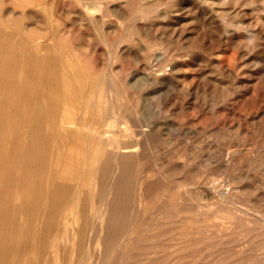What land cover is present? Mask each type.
Returning a JSON list of instances; mask_svg holds the SVG:
<instances>
[{
  "label": "rangeland",
  "instance_id": "obj_1",
  "mask_svg": "<svg viewBox=\"0 0 264 264\" xmlns=\"http://www.w3.org/2000/svg\"><path fill=\"white\" fill-rule=\"evenodd\" d=\"M89 8L0 0V240L18 249L7 245L5 257L0 248V264H264V0H97ZM98 119L112 145L89 133ZM121 137L136 150L116 147L126 145ZM53 189L62 219L46 204Z\"/></svg>",
  "mask_w": 264,
  "mask_h": 264
},
{
  "label": "bare ground",
  "instance_id": "obj_2",
  "mask_svg": "<svg viewBox=\"0 0 264 264\" xmlns=\"http://www.w3.org/2000/svg\"><path fill=\"white\" fill-rule=\"evenodd\" d=\"M77 2H78V4H79L80 6H82V7H83V6H86V5L88 4V7H90V8L88 9V11H89L91 8L97 6V0H89L88 3H86V2L83 1V0H77ZM80 9H81V8H80ZM94 10H95V9H94ZM94 10H93V11H94ZM98 10L100 11V8H99ZM84 11H85V10H84ZM125 11H126V10H125ZM95 14H96V13H95ZM95 14H94V15H95ZM97 14H98V13H97ZM94 15H92V16H94ZM82 16H83V14H82ZM88 16H89V15H88ZM90 17H91V16H90ZM83 18H84V17H83ZM83 18H82V20H84ZM92 18H93V17H92ZM60 19H61V18H60ZM98 19L100 20V18H98ZM78 20H79V19H78ZM85 21H86V20H85ZM126 21H127V20H126ZM82 22H83V24H84V21H82ZM91 22H93V21L91 20ZM132 30H133V29H132ZM2 32H3V31H2ZM32 39H33V38H32ZM29 40H30V39H29ZM35 40H36V39H35ZM145 44L147 45V43H145ZM150 44H151V43H150ZM150 44H149V46H151ZM152 44H153V43H152ZM157 44H158V43H157ZM34 45H35V47L38 46V44L36 45V43H35ZM67 46H68V45H67ZM25 47H26V46H25ZM151 47H152V46H151ZM33 48H34V47H33ZM156 48H157V47H156ZM156 48H154V49H156ZM19 49H20V48H19ZM35 49H36V48H35ZM65 49H66V48H65ZM69 49H70V47H69ZM149 49H150V48H149ZM150 50H151V49H150ZM65 51H66V50H65ZM65 53H66V52H65ZM147 54H148V53H147ZM69 55L71 56L70 53H69ZM67 56H68V55H65V57H67ZM70 56H69V57H70ZM146 56H147V55H146ZM146 56H145V57H146ZM62 57H63V55H62ZM24 58H25V57H24ZM70 58H71V57H70ZM153 58H154V57H153ZM66 59H69V58H66ZM72 59H73V58H72ZM151 59H152V57H151ZM162 59H163V58H162ZM62 60H63V59H62ZM69 60H70V59H69ZM69 60H66V61L68 62ZM146 60H148V59H146ZM40 61H41V60H40ZM70 61H72V60H70ZM73 61H74V59H73ZM67 62H65V63H67ZM147 62L150 63V60H148ZM163 62H164V61H163ZM62 63H63V62H62ZM65 63L62 65V67H63L62 70H64V68H67V67H68L67 65H69V64H68L69 62H68L67 64H65ZM73 63H75V61H74ZM79 63H80V62H79ZM65 65H66V66H65ZM70 65H71V64H70ZM72 65H73V67H74L75 65H77V63H76V64H72ZM77 66H78V65H77ZM79 66H81V65L79 64ZM70 67H72V66H70ZM73 67H72V69H73ZM81 67H82V66H81ZM81 67H80V70H81ZM94 67H95V66H94ZM174 67H175V66H174ZM77 68H78V67H77ZM86 68H87V67H86ZM92 68H93V67H92ZM56 69H57V68H56ZM72 69H71V70H72ZM75 69H76V67H75ZM75 69H74V70H75ZM88 69H89V68H88ZM88 69H87V70H88ZM93 69H95V68H93ZM65 70H66V69H65ZM65 70H64V71H65ZM69 70H70V69H69ZM76 70L78 71V69H76ZM76 70H75V71H76ZM60 71H61V70H59V73H60ZM64 71H62L63 74H64ZM67 71H68V70H67ZM67 71H66V72H67ZM75 71H73V73H75ZM112 71H113V70H111V72H112ZM57 72H58V70H57ZM69 72H70V71H69ZM79 72H80V71H79ZM86 72H87V71H86ZM97 72H98V71H97ZM29 73H30V72H29ZM80 73H81V72H80ZM80 73H77V74H80ZM83 73H84V72H83ZM61 74H62V73H61ZM63 74H62V75H63ZM81 74H82V73H81ZM81 74H80V75H81ZM94 74H95V73H94ZM98 74H99V72H98ZM46 75H47V74H46ZM66 75H67V74H66ZM84 75H86V74H84ZM99 75H101V74H99ZM105 75H106V73H105ZM107 75H108V73H107ZM112 75H113V74H112ZM151 75L153 76V74H151ZM82 76H83V75H82ZM87 76H89V73H88ZM19 77H20V76H19ZM64 77H65V76H64ZM66 77H67V76H66ZM72 77L74 78V74L72 75ZM85 77H86V76H85ZM113 77H114V76H113ZM67 78H68V77H67ZM67 78H65L64 80H66ZM82 78H84V77H82ZM105 78H106V76H105ZM108 78H109V77H108ZM79 79H81V77H80ZM88 79H89V77H87V80H88ZM91 79H92V77H91ZM101 79H102V81H103V78H101ZM113 79H114V78H113ZM158 79H159V77H158ZM82 80H83V79H82ZM82 80H81V82H79V83L82 84L83 81H85V78H84L83 81H82ZM109 80H110V79H109ZM164 80H165V79H164ZM67 81L69 82L68 79L66 80V82H67ZM71 81H72V80H71ZM73 81H74V80H73ZM75 81H76V80H75ZM78 81H79V80H78ZM90 81H91V80H90ZM100 81H101V80H100ZM106 81H107V80H106ZM106 81H105V82L103 81V82L105 83V87H106V85H107ZM156 81H157V80H156ZM68 82H67V83H68ZM95 82H99V81L96 80ZM151 82H152V81H151ZM67 83H65V84H67ZM77 83H78V82H77ZM77 83H74V84H76V86H77V85H78ZM87 83H88V82H87ZM90 83H91V82H89V84H87V85L90 86ZM92 83H93V79H92ZM92 83H91V84H92ZM104 83H103V84H104ZM69 84H70L69 88L71 87V89H72V90H70V91L73 92V88H72L73 83H72V84L69 83ZM93 84H94V83H93ZM95 84H96V83H95ZM101 84H102V83H101ZM61 85H62V83H61ZM63 85H64V83H63ZM71 85H72V86H71ZM83 85L85 86L86 83L83 84ZM96 85H99V84L97 83ZM96 85H95V86L93 85V86H94V87H93L94 89H95V87H96V88H99V86L97 87ZM109 85H110V84H109ZM56 86H57V85H56ZM74 86H75V85H74ZM76 86H75V87H76ZM81 86H82V85H81ZM89 86H88V87H89ZM91 86H92V85H91ZM29 87H30V86H29ZM79 87H80V86H79ZM103 87H104V86H102V88H103ZM17 88H18V87H17ZM59 88H61V86H59ZM83 88H84V87H83ZM89 88H90V87H89ZM89 88H87V89L85 88V89H84L85 92H86ZM110 88H111V87H110ZM94 89H92V90H94ZM99 89H101V88H99ZM59 90H60V89H59ZM64 90L67 91V89H65V86H64ZM74 90H75V89H74ZM77 90H79V89H78V86H77ZM81 90H82V89H81ZM81 90H79V92H80ZM84 90H83V92H84ZM89 90H90V89H89ZM96 90H98V89H96ZM101 90H102V89H101ZM105 90L108 91V87H106ZM55 91H56V90H55ZM75 91H76V90H75ZM67 92H68V91H67ZM67 92H66V93H67ZM77 92H78V91H77ZM77 92H74V93L76 94ZM85 92H84V93H85ZM88 92H89V91H88ZM104 92H105V91H104ZM116 92H117V91H116ZM36 93H37V92H36ZM66 93L64 92L63 94L66 95ZM84 93L81 92V94H84ZM89 93H90V92H89ZM89 93H88V95H89ZM98 93H99V92H98ZM98 93H97V94H98ZM100 93H101V92H100ZM107 93H109V92H107ZM107 93H106V94H107ZM114 93H115V91H114ZM139 93H140V92H139ZM31 94H32V93H31ZM67 94H70V95H71V93H67ZM75 94H74V96L76 97L77 94H76V95H75ZM79 94H80V93H79ZM79 94H78V95H79ZM81 94H80L79 96H81ZM97 94H96V93H95V95H94V94H91V96H92V95L97 96ZM103 94H104V93H103ZM103 94H102V95H103ZM112 94H113V93H111V95H112ZM70 95L65 96V97L68 98ZM72 95H73V94H72ZM85 95L88 96L86 93H85ZM102 95H101V96H102ZM107 95H108V94H107ZM30 96H31V95H30ZM94 96H93V97H94ZM99 96H100V95H98V97H99ZM104 96H105V95H104ZM71 97H72V96H71ZM71 97H70V99L73 98V97H72V98H71ZM82 97H83V96H81V98H82ZM98 97H97V99H98ZM113 97H114V96H113ZM59 98H60V97H59ZM76 98H77V97H76ZM78 98L80 99V97H78ZM86 98H87V97H85V99H86ZM61 99H62V97H61ZM61 99H60V100H61ZM70 99H69V100H70ZM73 99H74V101H75V98H73ZM81 100H83V99H81ZM87 100H89V98H87L85 101H87ZM66 101L68 102V100H66ZM66 101H64V105L67 104L66 106H68V103L70 104V102L65 103ZM71 101H72V100H71ZM93 101H94V100H93ZM101 101H102V100H101ZM103 101H104V100H103ZM109 101H110V99H109ZM76 102L79 103L78 99H77ZM76 102H75L74 104H76ZM81 102H82V101H80V103H81ZM90 102H91V101H90ZM90 102H86L87 105H85V106H88L89 109H88L87 107H84V110H85V111L90 110V108L93 109L92 107H94V106H92V107L89 106V103H90ZM95 102H96V101H94V102H93L94 104H92V105H95ZM72 103H73V102H71L70 106H73ZM80 103H79V104H80ZM100 103H101V102H100ZM105 103H106V102H105ZM62 104H63V103H62ZM79 104H78V105H79ZM84 104H85V103H84ZM97 104H98V103H97ZM97 104H96V105H97ZM98 105H101V104H98ZM105 105H106V104H105ZM107 105H109V104L107 103ZM63 107H64V106H63ZM73 107H76V109H77V107L79 108L80 105H79V106H73ZM73 107H71V108H69V109H73ZM82 107H83V105H82ZM108 107H109V106H108ZM108 107H107V108H108ZM64 108H65V107H64ZM64 108H63V109H64ZM66 108H67V107H66ZM85 108H87L88 110H86ZM95 108L99 109V107H97V106H96ZM40 109H41V108H40ZM82 109H83V108H82ZM97 109H96V110H97ZM65 110H66V109H65ZM77 110L80 111V109H77ZM93 110H94V109H93ZM100 110H101V109H100ZM109 110H110V109H109ZM15 112H16V111H15ZM69 112H70V111H69ZM88 112H89V111H88ZM118 112H119V111H118ZM62 113H63V111H62ZM73 113H75V112H72V114H73ZM80 113H81V111H80ZM90 113H93V112H89V114H90ZM94 113H95V111H94ZM106 113H108V112H106ZM114 113H115V112H114ZM116 113H117V112H116ZM81 114H82V113H81ZM85 114H86V113H85ZM89 114H87L86 116H88ZM49 115H50V114H49ZM62 115H64V114H61V116H62ZM77 115H79V114H77ZM82 115H84V114H82ZM106 115H107V114H106ZM91 116H92V115H91ZM101 116H102V114H101ZM125 116H126V114H125ZM89 117H90V116H89ZM98 117L100 118V115H98ZM102 117H103V116H102ZM71 118H72V117H71ZM91 118H92V117H91ZM91 118H90V119H91ZM108 118H109V117H108ZM116 118H117V117H116ZM59 119H60V118H59ZM61 119H62V118H61ZM61 119H60V120H61ZM64 119H65V117H64ZM75 119H76V118H75ZM77 119H78V118H77ZM81 119H84V118H81ZM86 119H88V118H86ZM95 119H96V118H95ZM130 119H131V118H130ZM66 120H67V119H66ZM68 120H69V119H68ZM68 120H67V123L65 122V124H69ZM121 120H122V119H121ZM35 121H36V120H34V122H35ZM69 121H70V120H69ZM83 121H84V120H83ZM86 121H87V120H86ZM99 121H100V122H99ZM131 121H133V119H132ZM36 122H37V121H36ZM58 122H59V121H58V119H57V122H56V123L58 124ZM73 122H76V121H73ZM78 122H79V121H78ZM81 122H82V121H81ZM93 122H94V121H93ZM113 122H114V121H113ZM117 122H119V121H116V123H117ZM53 123H55V122H53ZM61 123H62V122H61ZM61 123H60V126H62ZM82 123H84V122H82ZM86 123H87V122H86ZM120 123H121V122H120ZM130 123H131V122H130ZM134 123H135V122H134ZM35 124H36V123H35ZM71 124H73V123H70V125H71ZM74 124H75V123H74ZM77 124L80 125L79 123H77ZM88 124H89V128H90V124L92 125V122H90V123H88ZM110 124H111V121H110ZM123 124H124V123H123ZM55 125H56V124H55ZM55 125L52 126V127H54L53 129H55ZM78 125H77V126H78ZM108 125H109V124H108ZM115 125H116V124L114 123V126H115ZM119 125H121V124H119ZM130 125H131V124H130ZM66 126H67V125H65V129H67ZM77 126H76V127H77ZM114 126H112V127H114ZM50 127H51V125H50ZM63 127H64V126H63ZM63 127H61V129H62ZM67 127H68V126H67ZM69 127H70V126H69ZM69 127H68V128H69ZM78 127H79V126H78ZM81 127H82V126H81ZM81 127H80V128H81ZM83 127H84V126H83ZM116 127H117V126H116ZM136 127H137V125H136ZM91 128H92V129H91V131H89V133L92 134L93 136H95L94 138H99V139H100V138L103 137V133L107 131L108 126H107V124L105 123V121H101V120L98 119L97 122H96V120H95L94 125H92ZM110 128H111V127H110ZM56 129H57L58 132H59V129H60L59 126H58ZM63 129H64V128H63ZM63 129H62V130H63ZM70 129H71V127H70ZM85 129H86V128H85ZM118 129H120V128H118ZM123 129H125V128H123ZM133 129H134V128H133ZM136 129H138V128H136ZM51 130H52V129H51ZM57 130H54V131H55V135H57V133H56ZM75 130H77L78 132H81V131H79V128H76V129H75V127H73V129H71L72 132H76ZM125 130H126V129H125ZM109 131H110V129H109ZM117 131H118V130H117ZM117 131H116V132H117ZM65 132H66V130H65ZM83 132L86 133L87 131H86V132L83 131ZM107 132H108V131H107ZM107 132H106V134H107ZM122 132H123V131H122ZM122 132H121V133H122ZM60 133L63 134L62 132H60ZM60 133H59V135H60ZM66 133H67V132H66ZM66 133H65V134H66ZM68 133H69V130H68ZM68 133H67V134H68ZM70 133H71V132H70ZM70 133H69V134H70ZM84 133H83V135H84ZM110 133H112V132H110ZM114 133H115V132H114ZM121 133H120V134H121ZM131 133H132V132H131ZM138 133H139V132H138ZM67 134H66L64 137H68L69 134H68V135H67ZM71 134H72V133H71ZM74 134H75V133H74ZM77 134H78V133H77ZM115 134L117 135V133H115ZM120 134H119V135H120ZM122 134H123V133H122ZM129 134H130V133H129ZM132 134H133V133H132ZM45 135H46V134H45ZM59 135H58V136H59ZM63 135H64V134H63ZM83 135H82V134H80L79 136H76V135L73 136V135H72V137H70V136H71V135H70L69 137H70L71 139H72L73 137H79V138H81L80 136H83ZM92 135H91V136H92ZM107 135H108V134H107ZM111 135H112V134H111ZM119 135H118V136H119ZM127 135H128V134H127ZM85 136H86V134H85ZM114 136H115V135H114ZM120 136H121V135H120ZM123 136H124V135H123ZM131 136H133V135H131ZM88 137H89V139L87 138V141L90 140V135H88ZM106 137H107V136H106ZM106 137H103L104 142H105V140H106V139H105ZM59 138H62L61 135H60ZM59 138H58V139H59ZM82 138H83V137H82ZM112 138H115V137H112ZM118 138H119V137H118ZM121 138H122V137H121ZM136 138H137V136H136ZM49 139H50V138H49ZM65 139H66V138H65ZM73 139H74V138H73ZM76 139H77V138H76ZM76 139H75V140H76ZM122 139H123V138H122ZM132 139H133V138H132ZM141 139H142V138H141ZM141 139H140V142H141ZM61 140H63V139H61ZM67 140H68V139H67ZM67 140H65V142H64V143H65L64 146H66L67 144H70V143H67ZM78 140H79V139H78ZM95 140H96V139H95ZM95 140H94V141H95ZM108 140H109V139H108ZM112 140H113V139H112ZM112 140L107 141V143L105 142L106 145H107V144H108V145H110V144L112 145V142H111ZM116 140H117V139H116ZM116 140H115V141H116ZM123 140H124L123 143H125V141H127V140H125V139H123ZM54 141H55V140H54ZM57 141H58V140H57ZM57 141H56V142H57ZM63 141H64V140H63ZM69 141H71V140H69ZM72 141H74V140H72ZM87 141H86V143H87ZM99 141H100V140H99ZM101 141H102V140H101ZM118 141H119V139H118ZM58 142H60V141H58ZM61 142H62V141H61ZM61 142H60V144H61ZM74 142H75V141H74ZM78 142H79V141H78ZM88 142H89V141H88ZM138 142H139V140H138ZM66 143H67V144H66ZM79 143H80V142H79ZM135 143H136V142H135ZM141 143H142V142H141ZM72 144H74V143H72ZM72 144H71V145H72ZM84 144H85V143H84ZM87 144H89V143H87ZM115 144H116V147H118V148H129V147H130V148H131V147L133 148V147H134V144L132 145L131 143H129L130 145H128V143H127V144L125 143L126 145H122L120 142H115ZM57 145H58V144H57ZM77 145H78L79 148H80V144L77 143ZM100 145H102L101 142H100ZM103 145H104V144H103ZM136 145H137V144H136ZM136 145H135V147H134L135 150H136V148H137ZM30 146H31V145H30ZM67 146H68V148H70V147H69L70 145H67ZM78 146H77L76 149H79ZM55 147H56V146H55ZM58 147H60V146H58ZM61 147H62V146H61ZM85 147H86V146H85ZM85 147H82V148H85ZM107 147H108V146H107ZM62 148H63V147H62ZM66 148H67V147H66ZM73 148H75V147H73ZM94 148H96V147H94ZM104 148H105V147H104ZM110 148H111V147H110ZM113 148H114V147H113ZM130 148H129V149H130ZM59 149H60V148H58V150H59ZM80 149H81V148H80ZM80 149H79V150H80ZM92 149H93V148H92ZM105 149H106V148H105ZM62 150H63V149H62ZM64 150H66V149H64ZM64 150L62 151L63 154H64V152H65ZM82 150H83V149H82ZM85 150H86V149H85ZM88 150H89V149H88ZM103 150H104V149H103ZM107 150H108V148H107ZM116 150H117V148H116ZM119 150H120V149H119ZM123 150H124V149H123ZM68 151H69V149H68ZM73 151H74V150H73ZM86 151H87V150H86ZM86 151H85V152H86ZM93 151H94V150H93ZM93 151H92V152H93ZM96 151H98V150H96ZM112 151H113V150H112ZM114 151H115V150H114ZM124 151H125V150H124ZM124 151H123V152H124ZM133 151H134V150H133ZM133 151L129 150V152H133ZM139 151H140V150H139ZM143 151H144V150H143ZM57 152H58V151H56V153H57ZM62 152H61V153H62ZM77 152H78V151H77ZM88 152H89V151H88ZM105 152H106V151H105ZM105 152H104V153H105ZM115 152H116V151H115ZM121 152H122V151H121ZM121 152L119 151V153H120L121 155L125 153V152H124V153H123V152L121 153ZM129 152H128V154H129ZM61 153L59 152V155H58V156L62 155ZM83 153H84V152H83ZM113 153H114V152H113ZM113 153H112L111 155H113ZM66 154H67V153H66ZM77 154H78V153H77ZM80 154H82V153H80ZM84 154H85V153H84ZM114 154H115V153H114ZM116 154H117V153H116ZM116 154H115V155H116ZM131 154H132V153H130L129 155H131ZM133 154H134V152H133ZM133 154H132V155H133ZM136 154H137V152H135L134 155H136ZM5 155H6V154H5ZM74 155H75V154H74ZM90 155H91V154H90ZM90 155H89V156H90ZM101 155H103V154L101 153ZM101 155H99V156H100L101 158H103ZM111 155H109V156H111ZM121 155H119V156L121 157ZM124 155H125V154H124ZM137 155H139V154H137ZM137 155H136V157H138ZM16 156H17V155H16ZM58 156H57V158H58ZM99 156H98V157H99ZM116 156H117V155H116ZM119 156L116 157L117 160L120 158ZM139 156H140V155H139ZM81 157H82V159H83L85 156L83 157V156L81 155ZM81 157H80V159H81ZM122 157H123V156H122ZM122 157H121V158H122ZM130 157H131V158H134L135 156H133V157H132V156H129V158H130ZM136 157H135V158H136ZM2 158H4V157L2 156ZM59 158H60V157H59ZM59 158H58V159H59ZM63 158H65V154H64V157H63ZM67 158H69V157H67ZM67 158H66V160H65L66 163H67ZM75 158H77V157H75ZM78 158H79V157H78ZM85 158H86V157H85ZM85 158H84V160H85ZM121 158H120V159H121ZM127 158H128V157H124V159H127ZM129 158H128V159H129ZM138 158H139V157H138ZM138 158H137V160H139ZM58 159H57V162H58ZM60 159H62V157H61ZM72 159H73V158H72ZM72 159H70L69 161L71 162ZM86 159H87V158H86ZM90 159H91V156H90ZM113 159H114V158L112 157L111 162H112ZM1 160H2V159H1V155H0V161H1ZM91 160H92V159H91ZM97 160H98V159H97ZM3 161H5V160L3 159ZM3 161H1V162H3ZM63 161H64V160H63ZM73 161H74V160H73ZM78 161H79V160H78ZM80 161H81V160H80ZM80 161H79V162H80ZM87 161H88V160L85 161V165H86V162H87ZM89 161H90V160H89ZM114 161H115V160H114ZM120 161H123V158H122V160H120ZM120 161H119V162H120ZM70 162H69V164H70ZM82 162H83V161H82ZM59 163H60V164H57V165H58V166L61 165V167H62V164H61L62 162H61L60 160H59ZM76 163H77V162H76ZM76 163L73 162L72 164H76ZM115 163H116V161H115ZM117 163H118V161H117ZM90 164H91V163H90ZM90 164H89V165H90ZM119 164H120V163H118L117 165H118L119 168H120V165H121V164H120V165H119ZM2 165H3V164H1V166H2ZM78 165H79V164H78ZM87 165H88V162H87ZM117 165H116V166H117ZM95 166H97V164H96ZM118 166H117V167H118ZM3 167H4V166H3ZM81 167L83 168V166H79L78 169L81 168ZM114 167H115V166H114ZM117 167H116V168H117ZM75 168H76V167H75ZM84 168H85V166H84ZM86 168H88V167H86ZM58 169H59V168H58ZM62 169H64V166H63V167L61 168V170L59 171V173H58L59 175H60V172L62 171ZM65 169H67V168H65ZM65 169H64V170H65ZM72 169L75 170L74 167H72ZM93 169H94V168H93ZM64 170H63L62 172H64ZM76 170H77V169H76ZM76 170H75V171H76ZM82 170H83V169H79V170H77V171H78V172L81 171V172L83 173ZM88 170H89V169H88ZM96 170H97V167H96ZM115 170H116V169H115ZM47 171H48V170H47ZM77 171H76V172H77ZM94 171H95V170H94ZM66 172H68V171H66ZM78 172H77V173H78ZM81 172H80V173H81ZM86 172H87V171H85V173H86ZM88 172H89V171H88ZM97 172H100L101 174L103 173V171H100V169H99V171H97ZM77 173H75V174L77 175ZM80 173H78V174H80ZM90 173H91V171H90ZM23 174H24V173H23ZM88 174H89V173H88ZM97 174H98V173H97ZM122 174H123V173H122ZM10 175H11V174H10ZM18 175H19V174H18ZM56 175H57V174H56ZM67 175H68V174H67ZM69 175H70V174H69ZM69 175H68V176H69ZM71 176H72V174H71ZM78 176H79V175H78ZM84 176L87 177V176H89V175L84 174ZM84 176H83V177L80 176V177H82L83 179H85ZM90 176H91V175H90ZM56 177L59 178L60 176H56ZM80 177H79V178H80ZM91 177H92V176H91ZM62 178H63V177H62ZM62 178H61V179H62ZM66 178H67V179H64V180H62V181H63V182H64L65 180L67 181V180H68V177L66 176ZM69 178L72 179V177H69ZM76 178H77V177H76ZM76 178H75V179H76ZM79 178H78V179H79ZM15 179H16V178H15ZM71 179H70V180H71ZM70 180H69V182H70ZM79 180H80V179H79ZM90 180H91V178L89 179V181H90ZM66 181L64 182L65 185L68 184V183H66ZM72 181H73V179H72ZM83 181H85V180H83ZM83 181H82V182H83ZM89 181H88V183H86V182L83 183V184H84V187H86V186H85V183H86V184H89ZM63 182H61V184H62ZM77 182H78V181L75 180V183H76V184H77ZM91 182H92V181H91ZM46 183H47V182H46ZM48 183H49V182H48ZM56 183H57V181H56ZM56 183H55V184H56ZM64 183L62 184V186L64 185ZM49 184H50V183H49ZM76 184H75V185H76ZM79 184L81 185V187L83 186V184H81V182L78 183V185H79ZM47 185H48V184H46L45 187H46ZM65 185H64V186H65ZM75 185H74V186H75ZM49 186L51 187L52 185L50 184ZM49 186H48V187H49ZM64 186H63V187H64ZM227 186H228V185H227ZM42 187H43V186H42ZM52 187H53V186H52ZM59 187L61 188V185H60V184H58V186H55L54 189H55L56 191H57V189H58V190H61L62 188L59 189ZM77 187H78V186H77ZM81 187L79 186V188H81ZM84 187H82V188H84ZM110 187H111V186H110ZM39 188H41V187H39ZM64 188H65V187H64ZM107 188H108V187H107ZM44 189H45V188H44ZM47 189H48V188H47ZM54 189H53V191H54ZM38 190L42 191V188H41V189H38ZM49 190H50V189H49ZM49 190H46V191L49 193ZM51 190H52V189H51ZM76 190H77V189H76ZM78 190H82V189H78ZM83 190H84V189H83ZM83 190H82V192H83ZM113 190H114V189H113ZM17 191H18V190H17ZM56 191H54V192H55V194L58 193V195L54 196V195H53V192L51 191L52 194L50 193V195H51V196H54V197H52V199H51V198H48V200H46V199L43 197V201L45 202V200H46V204H48L47 201L50 202V200L53 201V198H54V200H57V199H55V198H57V197H58V198L61 197V196H62V193H61V195L59 196V192L56 193ZM61 191H62V190H61ZM74 191H75V190H74ZM105 191H106V190H105ZM47 192L45 193L46 195H47ZM79 192L81 193V191H79ZM89 192H90V191H89ZM107 192H108V191H107ZM64 193H65V195L67 194L66 192H64ZM77 193H78V192H77ZM227 193H228V192H227ZM40 194H41V193H40ZM40 194H39V195H40ZM42 194H44V192H43ZM74 194H75V192H74ZM83 194H84V193H83ZM89 194H90V193H89ZM48 195H49V194H48ZM169 195H170V194H169ZM66 196H67V195H66ZM70 196L74 197L73 195H70ZM70 196H69V194H68V197H70ZM31 197H32V196H31ZM48 197H50V196H48ZM75 197H76V194H75ZM75 197H74L73 199H75ZM79 197H80V195H79ZM79 197H78V198H79ZM89 197H90V196H89ZM38 198H39V197H38ZM40 198H41V196H40ZM46 198H47V197H46ZM63 198H64V195H63ZM80 198H81V197H80ZM91 198H92V197H91ZM31 199H32V198H31ZM36 199H37V198H36ZM44 199H45V200H44ZM49 199H50V200H49ZM61 199H62V198H61ZM67 199L69 200V198L66 197L65 200H67ZM71 199H72V198H71ZM106 199H107V198H106ZM38 200H39V199H37V201H38ZM63 200H64V199H63ZM43 201H42V202H43ZM57 201H58V204H61V202H60L59 200H57ZM61 201H62V200H61ZM69 201H70V200H69ZM73 201H74V200H73ZM77 201H78V200H77ZM38 202L41 203V201H38ZM44 202H43L42 204H44ZM54 202H55V201H54ZM59 202H60V203H59ZM63 202L65 203L66 201H63ZM63 202H62V203H63ZM67 202H68V201H67ZM29 203H30V202H29ZM40 203H38V204L40 205ZM50 203H51L52 205L54 204L55 206H54V205H53V206H54L56 209H54L53 206L51 205V206H52V209H54L55 211L53 210L54 212L52 213V210H51V212H50V209H51V208H50L49 211H48V213H50V214H51V213L54 214V213H56V211H57L58 214L56 213L55 215H59V213H60L59 211H60V208H61V207H60L59 205H57V203H52V202H50ZM77 203H78V202H77ZM80 203H81V202H80ZM31 204H32V202H31ZM34 204H35L36 207L38 206L37 203H34ZM34 204H33V205H34ZM67 204H69V203H67ZM67 204H66V206H67ZM86 204H87V201H86ZM33 205H32V206H33ZM62 205H64V204H62ZM71 205H72V204H71ZM71 205H70V206H71ZM75 205H76V204H74V206H75ZM87 205H88V204H87ZM35 206H33V207H35ZM41 206H42V205H41ZM46 206H47V205H45L44 208H47ZM56 206H58V207H56ZM72 206H73V205H72ZM72 206H71V207H72ZM48 207H49V206H48ZM92 207H94V206H92ZM38 208H40V207H38ZM44 208H43V209H44ZM69 208H70V207H69ZM73 208H74V207H73ZM99 208H100V207H99ZM0 209H1V208H0ZM34 209H35V208H34ZM58 209H59V211H58ZM87 209H88V208H87ZM97 209H98V208H97ZM24 210H25V209H24ZM36 210H38V209L36 208L35 211H36ZM47 210H48V209H47ZM63 210H64V209H63ZM66 210H67V209H66ZM102 210H103L104 215H105V213H106V212L104 211L105 208L102 209ZM31 211H32V209H31ZM43 211H45V210H43ZM98 211H99L100 213H99V212L97 213V211H96V212H94L93 214L97 213L98 215H100L101 212H102V211H101V208L98 209ZM40 212H41V210H40ZM64 212H66V211H64ZM67 212H69V211H67ZM30 213H31V212H30ZM37 213H38V212H37ZM46 213H47V211H46ZM46 213H45V214H46ZM81 213H82V212H81ZM220 213H221V212H220ZM50 214H49V215H50ZM52 214H51V215H52ZM61 214H62V213H60V215H61ZM85 214L87 215L86 212H85ZM97 214H96V216H97ZM106 214H107V213H106ZM29 215H30V214H29ZM51 215H50V217L53 216V215H52V216H51ZM66 215H67V214H66ZM80 215H81V214H80ZM102 215H103V213L101 214V216H102ZM45 216H46V215H45ZM61 216H62V217H61V219H62V218H63V215H61ZM82 216H83V214H82ZM84 216H85V215H84ZM87 216H88V215H87ZM2 217H3V216H2ZM41 217H42V216H41ZM54 217H55V216H54ZM56 217H57V216H56ZM78 217H80V216H77V218H78ZM94 217H95V215H94ZM94 217H93V218H94ZM106 217H107V216H106ZM116 217H117V216H116ZM44 218H45V217H44ZM48 218H49V217H48ZM52 218H53V217H52ZM95 218H96V217H95ZM100 218H101V217H100ZM103 218H105V217H103ZM8 219H9V218H8ZM28 219H29V217H28ZM28 219H27V220H28ZM53 219H54V218H53ZM67 219H68V218H67ZM0 220H2V218H1ZM5 220H6V218L4 219V221H5ZM9 220H10V219H9ZM25 220H26V219H25ZM44 220H45V219H44ZM49 220L51 221L52 219L49 218L47 221H49ZM54 220H57V219H54ZM101 220H102V218H101ZM103 220H104L103 222H105V219H103ZM6 221H7V220H6ZM10 221H11V220H10ZM12 221H13V220H12ZM38 221H39V220H38ZM40 221H41V220H40ZM40 221H39V222H40ZM45 221H46V220H45ZM47 221H46V222H47ZM50 221H49V222H50ZM52 221H53V220H52ZM2 222H3V220H2ZM2 222H1V223H2ZM28 222H29V221H28ZM30 222H31V221H30ZM30 222H29V223H30ZM54 222H55V221H54ZM58 222H59V221H58ZM58 222H57V223H58ZM60 222H62V221L60 220ZM103 222H102V223H103ZM3 223H4V222H3ZM6 223H9V222H6ZM11 223H12V222H11ZM25 223H27V222H25ZM31 223H32V222H31ZM36 223H37V222H36ZM44 223H45V222H44ZM47 223H48V222H47ZM47 223H46V224H47ZM87 223H88V222H87ZM171 223H172V222H171ZM177 223H178V222H177ZM27 224H28V223H27ZM27 224H26V225H27ZM40 224H41V223H40ZM40 224H39V225H40ZM48 224H49V223H48ZM50 224L52 225L53 222H51ZM50 224H49V225H50ZM85 224H86V223H85ZM26 225H25V226H26ZM30 225H31V224H30ZM35 225H36V224L32 225V227L35 226ZM58 225L60 226V224H58ZM23 226H24V224H23ZM27 226H28V225H27ZM40 226H41V225H40ZM45 226L48 227V225H45ZM213 226H214V225H213ZM29 227H30V226H29ZM29 227H28L27 229H29ZM32 227H31V229H32ZM47 227H46V228H47ZM57 227H58V226H57ZM35 228H36V226L33 227V229H35ZM39 228H40V227H38L37 229H39ZM11 229H12V228H11ZM33 229L31 230V233H33V235H34L35 232H33ZM37 229H35V231H36ZM113 229H114V228H113ZM210 229H211V228H210ZM29 230H30V229H29ZM29 230H27V231H29ZM46 230H48V229H46ZM46 230H44V231H46ZM51 230H52V229H51ZM5 231H6V230H5ZM27 231H25V232H27ZM37 231H38V230H37ZM37 231H36V232H37ZM57 231H58V230H57ZM85 231H86V230H85ZM153 231H154V230H153ZM38 232H40V230H39ZM38 232H37V234H38ZM65 232H66V231H65ZM28 233H29V232H28ZM79 233H80V232H79ZM4 234H5V233H4ZM4 234H3V235H4ZM37 234H36V235H37ZM39 234H40V233H39ZM44 234H45V232H44ZM44 234H43V235H44ZM53 234H54V233H53ZM66 234H67V233H66ZM3 235H2V237H4ZM31 235H32V234H31ZM43 235H42V236H43ZM126 235H127V234H126ZM5 236H6V234H5ZM9 236H10V235H9ZM49 236H50V235H49ZM60 236H61V235H60ZM68 236H69V235H68ZM0 237H1V235H0ZM2 237H1V238H2ZM6 237H7V236H6ZM6 237H5V238H6ZM14 237H15V236H14ZM44 237H45V236H44ZM44 237H43V238H44ZM46 237H47V239H48V236H46ZM46 237H45V239H46ZM55 237L57 238V236H55ZM55 237H53V239H54V240H57ZM115 237H116V236H115ZM5 238H4V240H5ZM33 238H34V237H33ZM49 238H50V237H49ZM66 238H67V237H66ZM8 239H9V238H7V241L9 242L10 240H8ZM11 239H13V241H15L14 238H11ZM34 239H35V238H34ZM47 239H46V241L48 242L49 240H47ZM60 239H61V237H60ZM199 239H201V238H199ZM4 240H3V239L0 240V248L2 249V253H3V254H4V252H7V254L5 253L6 255L4 254V256L7 257V255L9 256V254H8L9 252H8V250L5 251V249H6V247H7L8 244H6V241L4 242ZM42 241H43V239H42ZM10 242H11V241H10ZM10 242H9V243H10ZM74 242H75V241H74ZM18 243H19V241H18ZM45 243H46V242H45ZM4 244H5V245H4ZM11 245H12V243H11ZM11 245H8V248H9V246H11ZM16 245H17V244H16ZM18 245H19V244H18ZM18 245H17V246H18ZM23 245H24V244H23ZM42 245H44V243H43ZM45 245H46V244H45ZM47 245H49V244H47ZM50 245H51V244H50ZM53 245H54V244L52 243L51 246L53 247ZM57 245H58V244H57ZM220 245H221V244H220ZM13 246H14V245H13ZM13 246H11V247L9 248V251L11 250V248H12ZM40 246H41V245H40ZM54 246H56V245H54ZM45 247H47V246H45ZM170 247H171V246H170ZM8 248H7V249H8ZM15 248H16V247H15ZM18 248H19V247H18ZM41 248H42V247H41ZM53 248H54V247H53ZM66 248H67V247H66ZM16 249H17V248H16ZM16 249H14V247H13L12 250H15V251H16ZM46 249H47V248H46ZM48 249H49V248H48ZM3 250H4V251H3ZM17 250H18V249H17ZM43 250H44V249H43ZM55 250H56V249H55ZM15 251H14V252H15ZM157 251H158V250H157ZM162 251H163V250H162ZM14 252H12L14 255L17 254V253H14ZM20 252H21V251H20ZM41 253H42V252H41ZM145 253H146V252H145ZM159 253H160V252H159ZM176 253H177V252H176ZM3 254H1V256H2ZM227 255H228V254H227ZM1 256H0V258H1ZM14 257L16 258V256H14ZM153 257H154V256H153ZM219 257H220V256H219ZM3 258H4V257H3ZM18 258H19V257H18ZM157 258H158V257H157ZM217 258H218V257H217ZM220 258H221V257H220ZM47 259H48V257H47ZM171 259H173V258H171ZM218 259H219V258H218ZM5 260H6V259H5ZM7 260H8V259H7ZM7 260H6V262H7ZM13 260H14V259H13ZM9 261H10V260H9ZM11 261H12V260H11ZM19 261H20V260H19ZM21 261H22V260H21ZM0 262H1V260H0ZM13 262H14V261H13ZM43 262H44V261H43ZM156 262H157V261H156ZM16 263H17V261H16ZM151 263H152V262H151ZM212 263H213V262H212ZM1 264H2V263H1ZM4 264H5V263H4ZM6 264H7V263H6ZM20 264H21V263H20Z\"/></svg>",
  "mask_w": 264,
  "mask_h": 264
}]
</instances>
